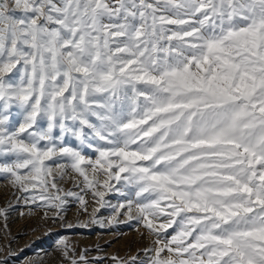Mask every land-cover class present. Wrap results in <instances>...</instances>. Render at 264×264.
Returning <instances> with one entry per match:
<instances>
[{"label": "snow or ice", "instance_id": "1", "mask_svg": "<svg viewBox=\"0 0 264 264\" xmlns=\"http://www.w3.org/2000/svg\"><path fill=\"white\" fill-rule=\"evenodd\" d=\"M0 177L148 240L65 264H264V0H0Z\"/></svg>", "mask_w": 264, "mask_h": 264}, {"label": "rangeland", "instance_id": "2", "mask_svg": "<svg viewBox=\"0 0 264 264\" xmlns=\"http://www.w3.org/2000/svg\"><path fill=\"white\" fill-rule=\"evenodd\" d=\"M19 195L6 179L0 177V208L11 204L15 209L7 222L0 218V261L8 257V264H27V261H35L36 264H65L57 249V242L61 238H67L77 250L89 248L90 258L114 253L123 256L129 250L135 252L148 243V240L141 236L144 230L141 228L137 231L134 222L130 225L121 223L105 229L61 227L59 223L45 220L42 208L31 206L32 211L29 214V206H25L23 200L17 203ZM116 202L113 198L112 203ZM103 215L110 216L111 210L104 211ZM78 216V206L73 204L67 212V220L75 223ZM97 245L103 251L97 252ZM104 264L109 262L105 260Z\"/></svg>", "mask_w": 264, "mask_h": 264}]
</instances>
